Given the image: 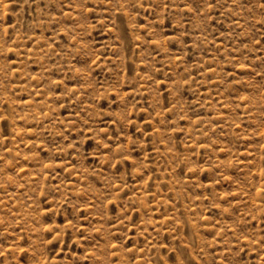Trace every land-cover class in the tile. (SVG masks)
Returning <instances> with one entry per match:
<instances>
[{
    "label": "rangeland",
    "instance_id": "obj_1",
    "mask_svg": "<svg viewBox=\"0 0 264 264\" xmlns=\"http://www.w3.org/2000/svg\"><path fill=\"white\" fill-rule=\"evenodd\" d=\"M0 264H264V0H0Z\"/></svg>",
    "mask_w": 264,
    "mask_h": 264
}]
</instances>
